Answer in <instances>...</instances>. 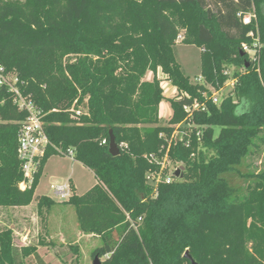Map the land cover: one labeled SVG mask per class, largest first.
I'll use <instances>...</instances> for the list:
<instances>
[{
  "label": "trees",
  "instance_id": "obj_1",
  "mask_svg": "<svg viewBox=\"0 0 264 264\" xmlns=\"http://www.w3.org/2000/svg\"><path fill=\"white\" fill-rule=\"evenodd\" d=\"M252 13L256 20L245 26L238 15ZM256 28L262 47L253 63L241 50ZM179 43L202 50L201 76L214 90L237 80L219 105L184 73ZM0 64L43 110L51 142L22 189L18 136L27 113L2 90L0 207L36 202L40 231L37 246L23 247L11 229L0 232V264L30 257L44 264L38 246H57L48 241L56 202L35 192L48 160L70 149L97 183L78 195L69 182L63 204L75 208L83 234L103 241L92 254L101 264H191L187 252L197 264H264V173L251 176L243 195L228 180L264 132V0H0ZM231 65L242 72L230 77ZM159 70L177 88L175 98L164 96ZM164 100L173 110L166 126ZM194 102L208 112L190 121L184 107ZM74 105L85 111L78 120ZM189 123L205 128L200 140ZM111 136L117 157L109 152ZM166 155L183 164L184 179L155 195L146 175L159 171Z\"/></svg>",
  "mask_w": 264,
  "mask_h": 264
},
{
  "label": "rangeland",
  "instance_id": "obj_2",
  "mask_svg": "<svg viewBox=\"0 0 264 264\" xmlns=\"http://www.w3.org/2000/svg\"><path fill=\"white\" fill-rule=\"evenodd\" d=\"M175 50L177 61L182 66L184 73L190 78L193 84H197V79L201 76L202 50L194 45L180 43L177 44ZM71 59L74 60V57H71ZM227 71L229 72L230 77H232L235 72H242L238 67L233 65L229 66ZM164 80H162V82ZM232 91L233 89L229 87L223 93V95L227 96L228 94L232 93ZM171 117L165 118L163 120L160 118L161 124L164 126L168 125ZM218 132L219 129L217 130V134ZM72 160V158L66 156H53L50 158L48 168L40 179L36 197L45 196L47 193L53 195L54 191L50 188L53 179L63 183L68 178V176L71 175L73 176L72 178L77 182L79 194L83 195L88 192L89 189L87 188H89L88 186L91 184V182H93L94 178L90 172L85 170L80 165L75 164ZM176 164L177 163L175 162L167 161V166L169 169ZM261 173H264V132L258 136V138L255 140V146L252 147L250 154L244 159L243 163L236 168V171L228 176V180L235 188L238 189V193L243 195L246 193L248 186L253 185L254 178L251 176ZM63 205L64 204L57 203L56 206L50 211L49 221L51 222V227L53 226V228H56L57 223L63 218L66 224L68 222L71 224L72 228L76 226L79 229L75 208L70 205ZM20 216L21 213L0 211V232L10 229L11 227H13L19 233L26 232L25 227H30V221L26 223L16 221V219ZM26 220H30V217L26 216ZM30 230H32L31 236L33 237V235H35L33 227H30ZM38 230L40 231V227ZM77 233L78 232L76 231L71 232V235L68 236L69 242L79 237ZM102 245L103 241L101 238L93 235L92 238H83L81 240L80 246H73L78 247V251H74L71 246L66 245L63 246L64 248H62L61 251L59 249V254L63 257L64 264H75L77 261L79 264H94L95 259L93 258L92 254L95 249L101 247ZM25 261L26 264H37L34 257H30Z\"/></svg>",
  "mask_w": 264,
  "mask_h": 264
},
{
  "label": "built area",
  "instance_id": "obj_3",
  "mask_svg": "<svg viewBox=\"0 0 264 264\" xmlns=\"http://www.w3.org/2000/svg\"><path fill=\"white\" fill-rule=\"evenodd\" d=\"M238 16L241 18L245 26H251L253 24V20H256L255 13L245 16L239 14ZM249 36L252 38L253 42L251 44H243L241 52L248 56L249 61L255 63L258 61V53L262 47L258 29L256 28L255 31L251 30ZM182 40L183 36L180 35L178 37V42H181ZM226 74L229 75V72L227 71ZM236 83L237 80L231 78L226 82L225 86L222 89L216 91L210 85L205 83L202 76L197 79V84L203 85L205 89H207L208 93H211L209 99L214 105H219L226 97L223 95V93L229 87L234 89ZM24 86V82H22L16 74L7 72L6 69L0 64V92L2 90H6L8 93H10L12 95L14 105L20 111L27 113V118L22 122L18 136V155L19 159L23 163V172L26 179L25 182L21 184L22 189H26L32 184L34 175L38 171L40 161L45 156L47 148L51 146V142L45 132V114L43 110L38 105H36L32 97L24 93ZM204 96H206V93ZM184 111L189 115L188 120L191 121L196 112H208V107L205 103L201 104L198 102H194L192 105L185 106ZM71 112L72 118L78 120L85 111L82 107L76 108V106L74 105L71 109ZM188 127H190L191 132L194 133L199 140L202 138L205 130L204 127L196 126L192 123H189ZM180 136V132L175 133V135L173 136V140H176ZM180 139L182 140L183 138L181 137ZM103 144L106 145L107 141H103ZM186 145L189 146L187 143ZM122 147H126V145L122 144L121 148ZM64 156L74 159L73 150L70 149ZM192 157H194V154H192ZM167 161L170 160L166 155L160 163V170L149 172L146 175L147 185L154 190L155 195H157L159 187L161 185H170L184 179L185 168L183 164L177 163L169 169L167 166ZM182 167L184 168V171H181L182 177H176L175 173L178 170H181ZM51 188L54 193L62 200H68L71 196L69 183H65L63 185H54ZM141 221L142 219H139V223Z\"/></svg>",
  "mask_w": 264,
  "mask_h": 264
},
{
  "label": "crops",
  "instance_id": "obj_4",
  "mask_svg": "<svg viewBox=\"0 0 264 264\" xmlns=\"http://www.w3.org/2000/svg\"><path fill=\"white\" fill-rule=\"evenodd\" d=\"M162 75L163 74L159 70L157 76L159 79L164 80L165 76L164 75L162 76ZM153 78H154L153 73L148 72L145 79L147 81H151ZM161 86L163 88L164 96L166 98L171 99V98H174L178 94L177 88L174 87L170 81L164 80L161 83ZM167 93H168V95H167ZM172 114H173V110L171 108V104L168 101L164 100L160 104V118L163 120L165 118L171 117ZM49 161H50V159L48 160V162L45 165L43 175L48 168ZM72 161L75 164L80 165L81 167H83L85 170H87L88 172H90L92 174V176L94 178L93 182H91V184L88 186L89 188H87L90 190L97 183V180H96L93 172L91 170H89L88 168L84 167L80 162H78L74 159ZM72 177H73L72 175L68 176V178L63 183H60V182L56 181L55 179H53V182L51 183L50 188L54 185H63L65 183L71 182L74 185L75 193L80 195L77 182ZM38 187L36 189V192L38 191ZM36 192H35V196H36ZM45 196L50 197L53 201L56 202V204L57 203L63 204V202L67 201V199H64V200L60 199L55 193H53V195H51L50 193H47ZM56 204L54 205V207L56 206ZM63 206H66V204H64ZM0 211L12 212V213H21V216L19 218H17L16 221H19L21 223H23V222L26 223L28 221L31 222V223L29 222V224H30V227H33L34 234H35V235H33V237L31 236L32 230H30V227H25L26 232H21V233L17 232L13 227L10 228L11 230H13L14 244L17 247L37 246L38 245V240H39L38 239V236H39V230L38 229H39V226H38V215H37V203L36 202H33L30 206H27V207H15V208L0 207ZM26 216H29L30 220H26ZM56 228H57V230H56ZM56 228L55 227L53 228V226L51 227V222L49 221V216H48V230H49L48 231L49 232L48 233V235H49L48 241L55 242L57 246H55L54 248L38 246V254H39V256L42 259L44 264H64L63 263V257L59 254V249L61 251V249L64 248L63 246H66V245H69V246L78 245V246H80L81 240L83 238H92L93 237V235L83 234L81 232L80 228L78 229L76 226L72 228L71 224L68 222L66 224V222L63 218L61 219L60 222L57 223ZM72 231L78 232L77 234L79 237L77 239L71 240L69 242L68 236L71 235Z\"/></svg>",
  "mask_w": 264,
  "mask_h": 264
},
{
  "label": "water",
  "instance_id": "obj_5",
  "mask_svg": "<svg viewBox=\"0 0 264 264\" xmlns=\"http://www.w3.org/2000/svg\"><path fill=\"white\" fill-rule=\"evenodd\" d=\"M109 152L114 157H117V156L120 155V148L118 147V145H117V143L115 141L114 136H111V139H110ZM181 171H184V168L183 167H182L181 170H178L175 173V176L176 177H182ZM185 258H187L191 262V264H197L195 262V260L191 256H189V253L188 252L185 254ZM94 264H101V262H100V260H99L98 257L95 258Z\"/></svg>",
  "mask_w": 264,
  "mask_h": 264
}]
</instances>
